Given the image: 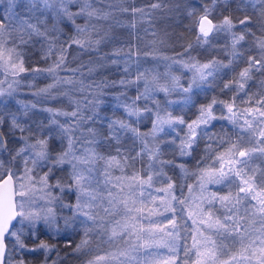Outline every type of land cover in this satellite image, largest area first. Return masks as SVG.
Listing matches in <instances>:
<instances>
[{
    "label": "snow or ice",
    "instance_id": "6c2138e0",
    "mask_svg": "<svg viewBox=\"0 0 264 264\" xmlns=\"http://www.w3.org/2000/svg\"><path fill=\"white\" fill-rule=\"evenodd\" d=\"M102 3L104 0H0V75L4 77L0 80V85L8 84V90L0 88V97H11L15 92L13 84L20 83L16 77L28 71L24 67L22 48L34 42H42L43 59L59 52L57 59L47 69H33L36 74L47 72L55 77L57 69H61L65 63L67 48L73 45L82 52L96 53L100 60L105 61L90 68V73L107 67L108 54H100V46L107 33L101 36V26L93 22L108 20L111 16L110 11L96 6ZM232 4H235L236 11L245 13L242 19L232 16L229 11ZM162 6L161 0H157L150 5V9L157 10ZM217 6H222L223 11H229V14L214 22L212 14ZM120 11L127 12L129 9L122 8ZM131 12L148 14L143 8H133ZM196 12V9H191L188 15H195ZM79 19H83L84 23H77ZM196 24L199 43H210L209 38L213 34L226 33L230 36V44L224 49L230 59L227 63L215 58L200 63L192 57L188 61H174L192 72L188 86L180 87L184 95L179 101L166 99L162 106V102L156 98L159 92L165 93L166 97L171 95L179 86V77L170 70L164 73L169 77L170 85L161 84L159 75H153L149 79L145 72H138L134 79L122 77L107 81L105 78L89 83L80 80L79 91L87 92L88 95L84 96L83 101L72 100L70 97V102L74 104L71 111L44 109L51 114L48 125L31 120L30 113L37 107L35 103L17 101L21 109L12 111L6 101L0 100V264H31L25 259V255L39 253L43 254L41 264H61L67 257H61L57 246L49 240L41 239V235L59 238L80 229L83 235L80 243L73 249V254L90 251L93 234L99 239L109 233L107 216L112 214V209L117 204L123 205L126 217L132 221L123 225L116 221L110 228L109 240L120 237L127 244L116 257L119 264H158L159 257L148 251L153 247H166L175 253L174 241L178 226L176 208L171 201H162L164 210L173 213L168 220L171 230L161 228L151 221L147 228L139 224L144 211L146 187H152L154 175H167L163 171V165L173 164V161L160 158V144L164 141L158 138L166 132V128L175 131L178 125L186 124L182 116H174L169 111L171 105L195 106L191 95L194 89L205 85L212 87L209 78L214 79L234 62L245 58L244 51L240 49L248 35L254 38L253 45L258 55H248L246 66L238 76L224 84L222 91L235 92L232 102L213 97L210 103L201 104L198 117L186 124L187 132L181 138L178 149L180 156H190L198 139L207 138L209 143L205 145V154L214 155V164L220 165L218 168L198 169L200 195L192 198L195 209L189 215L195 216L197 219L193 223L198 220L200 225L211 231V235L204 236L197 228L203 239L193 237V248H196L194 264H264V169L252 166L256 154L264 157V95L255 100V106L250 104L247 108L240 109L235 104L236 95L245 91V86L253 79V73H264V0H211L210 5H204ZM253 28L262 35L257 36ZM68 29L74 34L58 47L57 42ZM246 51L250 52L251 48ZM112 55L118 56L119 50H115ZM110 63L117 65L119 61L113 58ZM123 71L130 74L128 67ZM9 76L13 78L11 82H8ZM141 82L143 91H140ZM59 83L73 84V80L58 79L34 95H51L52 89ZM117 84L125 87L135 85L137 95L122 99L127 93L121 92L115 96L113 110H122L123 116L101 115V105L105 103L101 98L105 95L104 89ZM260 84L264 88V79ZM62 94L68 95L67 92ZM141 100L146 102L143 107L138 103ZM248 100L252 101L253 96H248ZM149 101L154 107L149 106ZM217 104L223 105L227 110L226 115H216L214 106ZM57 116L65 117V122H60L56 119ZM149 118L151 131L141 132L137 125ZM216 120H227L234 129H238L235 139L226 130H222V134L211 132L209 129ZM97 124L99 128L96 127ZM128 134L141 145L135 155H124L120 147L116 148L115 156H105L98 151L102 145H120ZM52 141H56L58 147ZM171 143H175V140ZM145 156L148 160L147 170H144L147 172L146 176H141L139 171H134L131 177L112 176L113 167H118L123 173L127 167L134 168L136 161L143 160ZM100 162L104 164L102 173L98 168ZM154 165L161 166L159 171L153 170ZM178 167L182 172H187L184 164ZM58 173L65 175H57ZM98 173L104 177L106 195L100 191L101 180ZM237 178L240 181L238 185ZM167 179L170 181L171 177ZM210 184L236 185L238 190L221 196L208 192L207 186ZM173 187L170 182L166 189L158 191L169 192ZM192 191L193 186L190 185L189 193ZM68 195H74V202L66 199ZM172 200L190 207L187 197L177 198L173 195ZM244 201L256 203L251 209L245 208V215L240 216L239 209ZM138 202L141 205L139 208L135 207ZM216 203L224 210L222 215H215ZM204 204L209 207L205 209ZM156 214H159L158 210H149V216ZM13 221L16 223L13 224ZM257 221L260 227L252 228L251 225H255ZM243 222H247V225ZM158 233H163L159 239L156 238ZM165 236L170 239H165ZM213 236L217 239H213ZM29 237L38 241L32 247L25 243V239ZM225 241H230V244ZM53 252L56 253L54 259ZM225 256L227 259H222ZM105 259L106 256L97 255L85 264H98ZM169 259L174 262V257Z\"/></svg>",
    "mask_w": 264,
    "mask_h": 264
},
{
    "label": "trees",
    "instance_id": "16d2710c",
    "mask_svg": "<svg viewBox=\"0 0 264 264\" xmlns=\"http://www.w3.org/2000/svg\"><path fill=\"white\" fill-rule=\"evenodd\" d=\"M157 2V0H104V3L96 5L97 7L103 8L105 11H110L111 16L108 20L93 21L101 26L100 35L103 36L107 33L105 41L100 46V54H108V66L102 69H98L94 72H89L90 68L97 66L98 64L105 63L99 59V56L96 53H85L82 52L77 46L73 45L68 47L65 53V63L61 69H57L56 76L50 74L42 76L41 79L37 77L34 78L32 75L34 72L33 69L40 68L45 69L46 66L49 67L52 65L53 61L57 59L59 52L50 56L48 59H43V51L41 48V43L34 42L32 45L24 46L23 50V62L24 67L28 71L22 72L23 82L33 81V85H40V82L43 81V84L47 81L50 85L51 81L63 80L65 78H71L73 84H65L63 87L69 88L67 90L68 98L64 96H58V98H50L48 95L38 97L33 94L26 95L23 99L25 103H35L37 107L33 109L30 115L33 117L32 120L36 122L42 121L45 125H48L49 118L47 119L44 116L51 115L44 109L52 108L54 110L61 111H71L74 107V104H70L71 95L74 97V100L83 101L84 96L88 95L87 92L81 93L79 90V81L84 80L85 83L92 81H100L107 79V81L119 80L120 78L134 79L138 72H145V74L151 79V76L158 75L162 72L160 61L164 59L165 62H169L174 59H189L190 57L194 58L195 61L200 63H205L211 61L212 59H218L227 63L230 57L226 55L224 49L226 45L230 44V37L226 33H218L210 36V43L203 44L197 41V36L199 35L198 27L196 21L199 18V14L203 11L204 5H210L211 0H161L162 8L157 10H151L150 5ZM122 8H127L129 11L123 12L120 11ZM133 8H143L145 13L141 14L139 12L133 14L131 9ZM235 4H232L229 11L231 12L234 18H243L245 13L235 10ZM191 9H196L197 12L195 15L189 16L188 13ZM229 11H223L222 6H217L215 11L212 14V19L219 21L222 19L223 15H228ZM255 20V16L253 17ZM80 21V24L84 23L83 19L77 20ZM239 27L237 31H239ZM253 31L256 32L257 36L262 35L256 28H253ZM71 29H68L64 35L60 37V41L57 42V46L62 42L68 41V38L73 35ZM254 38L251 35L246 36L245 42H243L241 51H244L245 58L238 60L233 63V65L227 69H224L219 73L214 79L210 78L212 87L205 85L203 88H197L194 90L191 95L195 102V106L189 105L183 108V105L175 109L174 116H182L186 123H189L195 116H198V108L201 104H208L212 101L213 97L217 100L228 101L230 102V95H232L234 90H223V86L226 82L233 79V77L238 76V73L246 66V58L248 55H256L257 49L253 45ZM189 45L191 47L189 48ZM251 48V51H246ZM46 49V45H45ZM119 50L118 56H113V52ZM168 59H165V58ZM117 59L119 63L117 65H112L110 63L111 59ZM128 67L129 73L126 74L123 69ZM72 70H76L73 72ZM162 74V73H161ZM161 76V75H160ZM162 80V79H161ZM55 83V82H54ZM57 85V84H56ZM59 87L56 86L55 89L58 90ZM77 91V93L71 92V90ZM32 89V88H31ZM31 91V90H30ZM59 91V90H58ZM140 91H143V82L140 84ZM121 92H126L127 96L122 97V99L134 98L137 95V87L135 85L131 86H110L104 89L105 95L101 97L105 103L101 105V115H108L116 117L123 116L122 110H113L115 105V96ZM74 94V95H73ZM256 95V98L259 99L260 95ZM249 93L245 95L243 101L239 98L235 99V104L246 103L248 96H252ZM161 95L157 93L156 98L160 100ZM239 97V96H238ZM91 99V96H89ZM229 99V100H228ZM161 101V100H160ZM140 107H143L146 103L141 100L138 102ZM150 107H154L151 102H147ZM221 105V104H217ZM223 106V105H222ZM40 107V109L38 108ZM43 108V109H42ZM20 109L16 108V111ZM214 111L217 116L224 115L221 112H218L215 108ZM43 116V117H42ZM151 125L150 118L145 119L140 122L137 127L141 132H149ZM35 127V125L33 124ZM96 127H100L98 124ZM211 132L217 134H222V130H226L229 135L235 139V132L237 129H234L227 120H216L212 123V126L209 129ZM103 131V129H101ZM184 132L182 127H176L175 131H166L165 133L160 134L159 140H163L164 143L160 144L162 156L160 157L164 161H173V164L163 165V171L166 173V176H153L152 187H162L167 186L168 183L174 185L171 190L172 195L177 198H183L185 195L186 188L192 184V178L198 173V169L208 168L210 165L214 164V155L205 154V145L209 143L207 138L198 139V143L195 149L192 151L190 156H180L178 145L180 140L184 137ZM150 140V138H149ZM172 140H175V143H171ZM55 146L56 141H52ZM216 147V145H213ZM120 147L124 155H135L136 151H139L141 145L138 141H134L131 137V134L126 135L120 145L112 144L111 147L107 145H102L98 148V151L105 156H115L116 148ZM223 151V148L219 149ZM203 157V159H202ZM199 162V163H198ZM102 162L99 163V165ZM184 164L187 170L186 173L182 172L178 165ZM148 160L145 156L143 160L138 159L133 167H127L122 173L120 169L112 168L116 171L118 176H127L131 177L134 171H139L141 176H146ZM253 167H259L264 169V159L262 157H255L252 161ZM160 165H154V171H159ZM167 177H171L169 181ZM218 191H222L219 189ZM236 190L230 191L235 193ZM173 206L176 208V223L179 234L178 241V252H176V261L174 264H187L190 263L191 257L188 252V238H189V224L185 222L184 213L181 212V206L177 203L176 200H172ZM81 230L76 231L71 234L62 235L59 238H50L47 236L41 235V239L49 240L50 243L55 244L59 250L61 257H67L61 261V264H84L86 262V253L83 254H73V249L75 246L80 243ZM31 242L25 241L28 246H33L38 241L32 238ZM225 243H228L225 241ZM35 255V254H34ZM33 255V256H34ZM40 254H36L34 257L29 256V259H26L31 262V264H41L42 259H39ZM56 253H52V258L54 259ZM89 260V259H88Z\"/></svg>",
    "mask_w": 264,
    "mask_h": 264
},
{
    "label": "rangeland",
    "instance_id": "374dc122",
    "mask_svg": "<svg viewBox=\"0 0 264 264\" xmlns=\"http://www.w3.org/2000/svg\"><path fill=\"white\" fill-rule=\"evenodd\" d=\"M79 22L80 21H78L77 23H79ZM71 32L73 33L72 30H71ZM255 54L258 55L257 51H256ZM178 60L188 61L189 59H181L180 58V59L170 60L169 62H165L164 59H161V61L159 62L161 68L164 69L161 72L162 74L161 73L158 74L159 77H160V83L161 84H165V83H168L169 85L171 84V81H170L169 77H166L164 75V73L168 72L169 70L171 71V73L173 75L179 77V86L176 88V90L174 92L171 93V95L166 97L165 93L159 92V95H161L160 100L162 102V106H163V102L166 99L173 100V101L181 100L183 95H184V93H182L180 91V87H187L188 84L191 82L192 72L189 71L188 69L182 68L179 64L174 63V61H178ZM169 65L171 66V69H169ZM47 68L48 67L46 66L45 69H47ZM32 75H34V78L37 77L38 79H41L42 76H46L48 74H47V72H43V73H40V74L33 73ZM22 77H23V73H20L19 76L16 77V79H19L20 83L18 85L17 84H13V87L15 88V92H13V95L11 97H8V96L0 97V100H4V101H6L8 103V107L12 111H16V108L17 109H21V105L18 104L17 101L24 102L25 99H23V98L26 95H30V94L34 95L35 93L39 92L40 89L46 88L48 86L47 85L48 84L47 81L44 84H43V81H42V82H40V85H33L32 84L33 81L32 82L31 81L23 82ZM67 78H68V76H67ZM3 79H4V77L2 75H0V80H3ZM12 79L13 78L11 76H9L8 77V82H11ZM262 79H264V73H259V72L253 73V79L250 80L247 83V85L245 86V91L244 92H246L247 86L250 85L249 89H251L253 94L255 93L257 95H264V88H262L261 84H260V81ZM54 82L55 81H51L50 83L54 84ZM62 85H65V84L64 83H59V84L55 85V87L52 89V94L48 95V97L57 99L58 96H64L66 98V96L63 95L62 93L67 92V90H69V88H67V85H66V87H63V89H62ZM56 86L59 87L58 88L59 91L57 89H55ZM0 88H3L4 90H8V84L4 83L3 85H0ZM196 89H194V90H196ZM249 89H248V92H246V93L250 92ZM78 90L79 89H77V91ZM74 91L77 93L75 88L73 90H71V92H74ZM244 92H241L238 95H236V98H239V100L243 101V99L246 97ZM234 95H235V93L230 95V97H229V98H231L230 102H232V99H233ZM34 96H36V95H34ZM37 96L41 97V96H45V95L41 94V95H37ZM238 96H240V97H238ZM67 98H68V96H67ZM71 99L74 100V97L72 95H71ZM256 99L257 98L254 97L252 101H249L248 98H247V102L246 103L244 102V103L240 104L239 102H242V101H238V103L236 105L240 109L247 108L250 104L255 106V100ZM70 104H72V103L70 102ZM181 106H182V104H173V105L170 106L169 111H171L172 114L175 115V109L179 108ZM38 108L40 109V107H38ZM183 108H184V106H183ZM214 108L218 112H221V113L223 112L222 114H224V115L227 114V110L222 105H220V106L219 105H215ZM30 117H31V120H32L33 117L31 115H30ZM44 117H46L47 119L48 118L50 119V115L49 114H48V116H44ZM197 117L198 116H195V118H193V120H195ZM56 119H58L60 122H65L66 118L63 117V116H57ZM193 120H191V121H193ZM150 121H151V118H150ZM47 124H49V122ZM186 124L177 126V127H182V130H183L184 134L187 132ZM151 127H152V124L150 125L149 132L151 131ZM33 129H35L34 126H33ZM166 131H173V130L170 129V128H166ZM237 131H238V129H237ZM55 147H58L57 143H55ZM257 156L261 157L259 154H256L255 157H257ZM262 158L264 159V157H262ZM219 166H220L219 163H215L213 165H210V167H208V168H211V167H217L218 168ZM98 168L100 169V172L102 173L103 168H104L103 162L100 165L98 164ZM114 168L118 169V167H114ZM21 171H22V169H21ZM111 173H112L113 177H118L116 171H114L113 169H111ZM57 175H65V173H58ZM98 175H99V178L101 180L100 191L104 195H106L107 194V188L103 184L104 177L100 173H98ZM198 177H199V171L192 178V184H191V186H193L192 193L190 194L189 193V188L188 189L186 188V190H185L186 193H185V195L183 197V198L187 197L189 199L190 207L180 204V206H181L180 208L182 209L181 212L184 213V216H185V222L189 224V238H188V241H187V244H188V252H187V254H189L190 257H191V261H190L189 264H194V262L196 260V255H195L196 248H193V237L195 236L197 238V240H202L203 239L200 236V233L197 231V228H199L204 233V236L211 235V231L206 230L204 225H200L198 220H197V223L194 224L193 220L197 219V218L195 216H191L190 217V215H189L190 211L195 209V202H192V198L193 197H199V195H200L199 187H198ZM126 183H127V181H126ZM239 183H240V181L237 178L236 184L238 185ZM108 187H111V185H108ZM166 188H167L166 185H165L164 188H162L160 186H158V187L155 186V187H151V188H147L146 187V193H145L146 199H145V202H144V205H143L144 211L141 214L142 218L139 221V224H142L145 228H147L149 226V223L151 221L153 224H158L161 228H164L166 230H171L172 229V226L168 223V220L171 219V217L173 216V213L170 212V211H165L164 210V207L162 205V201L163 202L171 201V203H172V196L173 195H172L171 191H169V192L158 191V189H166ZM219 189H221L222 191L221 192L218 191ZM207 190H208V192H215V193H217V195H221L222 196V195H227L230 191H234V190L237 191L238 188L236 187V185H229V184L214 185V184H210V185L207 186ZM113 191L115 192L116 189H113ZM125 192H127V188H125ZM149 193L151 194L150 196L148 195ZM153 197L155 198L154 200H153ZM66 199L67 200H71L72 202H74V195H68L66 197ZM255 203H256L255 201H244L243 204L240 206L239 215L240 216H244L245 215V208L251 209V206L253 204H255ZM172 205H173V203H172ZM135 207H137V208L141 207L140 203L138 202L135 205ZM203 207L205 209H207L209 207V205L204 204ZM150 209L151 210H158L159 214L149 216V210ZM223 211L224 210L220 208L219 203H216L215 204V215H217V216L222 215ZM116 221H120L121 225H123L125 223H131L132 222V221H129L128 218L126 217L123 205L117 204L116 207L114 209H112V214L107 216L106 225L109 228V233L108 234H105V235L101 236L99 239L96 237L95 234H93L92 243L90 245V249L91 250L85 252L86 253V260L93 259L95 256L99 255V256H106V259L103 260V261L98 262V264H119V261L116 259V257L118 256L119 251L121 249L127 247V244L125 243L124 239H121L120 237H116V238H114L112 240H109V238H108V236L110 235V228L115 225ZM243 223H245L247 225V222H243ZM251 227L258 229L260 227L259 221H257V223L255 225H251ZM80 230H81V234H80L79 238H80V241H81V238H82V235H83V231H82V229H80ZM80 230H78V231H80ZM161 235H163V233H158L156 238L159 239ZM164 238L165 239H170L169 237H166V236ZM212 238L213 239H217V237H215V236H213ZM31 240H32L31 237L25 239V241L31 242L30 244H32ZM178 241H179V234H178V228H177L176 235H175V241H174L175 245H176V252H178ZM227 242L230 244V241H227ZM29 247H31V246H29ZM236 250H238V246H237ZM148 251L152 252V253H155L159 257L158 264H174V262L176 261V255H175L176 252L175 253L170 252L169 249L166 248V247H153L152 249H149ZM39 254H40V255H38V256H40L39 259H42L43 258V254L42 253H39ZM143 254L144 253L142 251L141 255H143ZM13 255L15 256V253H13ZM27 255H32V257H34L36 254L34 256H33V254H27ZM170 257H174V262H173L172 259H169ZM25 258L29 259V256H27ZM222 259L226 260L227 257L225 256ZM84 264H85V262H84ZM233 264H236V262H233ZM243 264H246V262H243Z\"/></svg>",
    "mask_w": 264,
    "mask_h": 264
},
{
    "label": "flooded vegetation",
    "instance_id": "af4514ba",
    "mask_svg": "<svg viewBox=\"0 0 264 264\" xmlns=\"http://www.w3.org/2000/svg\"><path fill=\"white\" fill-rule=\"evenodd\" d=\"M250 83H251V82H250ZM250 83H249V84H250ZM249 87H250V85L247 86V88H246V92H248ZM249 90H250L249 94L252 95L253 93H252L251 89H249ZM246 92H244V93H246ZM252 96H253V98L256 97V95H252ZM239 97H240V96H239Z\"/></svg>",
    "mask_w": 264,
    "mask_h": 264
},
{
    "label": "water",
    "instance_id": "95a60500",
    "mask_svg": "<svg viewBox=\"0 0 264 264\" xmlns=\"http://www.w3.org/2000/svg\"><path fill=\"white\" fill-rule=\"evenodd\" d=\"M199 31V30H198ZM16 222L15 221H13V224H15Z\"/></svg>",
    "mask_w": 264,
    "mask_h": 264
}]
</instances>
